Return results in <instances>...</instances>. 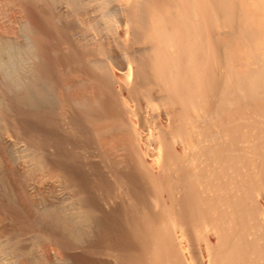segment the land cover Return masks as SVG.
Wrapping results in <instances>:
<instances>
[{"label":"bare ground","instance_id":"6f19581e","mask_svg":"<svg viewBox=\"0 0 264 264\" xmlns=\"http://www.w3.org/2000/svg\"><path fill=\"white\" fill-rule=\"evenodd\" d=\"M0 264H264V0H0Z\"/></svg>","mask_w":264,"mask_h":264}]
</instances>
